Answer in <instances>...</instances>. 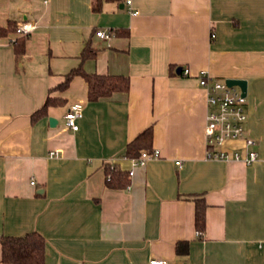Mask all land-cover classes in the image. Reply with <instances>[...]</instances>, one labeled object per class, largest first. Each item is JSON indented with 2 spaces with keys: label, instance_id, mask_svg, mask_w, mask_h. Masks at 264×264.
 <instances>
[{
  "label": "crops",
  "instance_id": "crops-1",
  "mask_svg": "<svg viewBox=\"0 0 264 264\" xmlns=\"http://www.w3.org/2000/svg\"><path fill=\"white\" fill-rule=\"evenodd\" d=\"M133 7L137 14L125 0H0V27L36 25L21 56V35L0 34V234L40 232L46 264H264V0ZM86 46L96 52L82 59ZM80 65L126 75L130 88L90 100L80 75L59 88ZM204 70L248 81L256 161L207 158ZM49 95L60 101L33 120ZM76 102L84 105L78 130L65 119ZM148 127L161 155L134 167L124 153ZM223 148L251 149L243 138ZM107 164L134 169L130 189L107 185ZM197 197L207 203L201 235ZM179 241L187 253L177 252Z\"/></svg>",
  "mask_w": 264,
  "mask_h": 264
},
{
  "label": "trees",
  "instance_id": "trees-1",
  "mask_svg": "<svg viewBox=\"0 0 264 264\" xmlns=\"http://www.w3.org/2000/svg\"><path fill=\"white\" fill-rule=\"evenodd\" d=\"M18 24L10 22L8 26L0 27V34H6L10 31H16ZM27 35H21L16 39L15 48L18 56L25 52ZM95 50L86 46L81 54V58L95 54ZM82 76L88 83V97L90 100H98L110 96L115 91H128L130 88V79L121 74H100L91 73L84 69L82 65L72 69L65 77L64 81L58 85L65 89L69 86L74 76ZM60 100L49 95L45 103L32 113V119L36 120L47 115L48 108L51 105L58 104ZM153 137V128L148 127L141 131L135 139L128 144L124 156L135 157L140 155L142 149L152 150L151 140ZM106 182L109 187L122 188L130 184L129 171L122 169L118 165L107 164ZM196 202V227L198 231H204L206 227V208L207 203L204 197H197ZM0 243L2 246V262L7 264H46V238L38 231H32L25 235L12 236L0 234ZM178 253H187L189 250L188 241H179L177 243Z\"/></svg>",
  "mask_w": 264,
  "mask_h": 264
},
{
  "label": "built area",
  "instance_id": "built-area-1",
  "mask_svg": "<svg viewBox=\"0 0 264 264\" xmlns=\"http://www.w3.org/2000/svg\"><path fill=\"white\" fill-rule=\"evenodd\" d=\"M129 11L137 14L134 10L133 0H125ZM36 28V25L26 21L18 25L16 32L20 35H27ZM97 35L102 38H110L112 33L104 29L97 31ZM182 72L188 74L189 68L182 69ZM200 84L207 91V102L209 110L207 113L205 136L207 145V158L215 160L237 159L252 163L259 158L257 150L251 148L256 144L255 139L247 136L245 123L247 121L246 103L247 96L239 86H231L226 79L214 77L209 71L204 70L200 76ZM84 105L76 102L68 108L65 119L66 124L74 130L79 129L78 120L83 117ZM243 138L247 147L251 149L244 154L240 151L230 152L223 148L225 142L229 139ZM57 154V151H52ZM161 155L160 149H143L140 155L131 158L133 166L144 165L149 159ZM181 164V161L177 162ZM130 176L134 174V169L129 171ZM130 189V185L128 186ZM201 235V231L197 232ZM150 264H172L169 260L163 258H153Z\"/></svg>",
  "mask_w": 264,
  "mask_h": 264
},
{
  "label": "water",
  "instance_id": "water-1",
  "mask_svg": "<svg viewBox=\"0 0 264 264\" xmlns=\"http://www.w3.org/2000/svg\"><path fill=\"white\" fill-rule=\"evenodd\" d=\"M183 67H178L177 72L181 73ZM228 84L231 86H239L241 90L243 91V94L247 96L248 94V81L246 79H239V78H227L226 79ZM57 119L54 117H50V122L52 125H55Z\"/></svg>",
  "mask_w": 264,
  "mask_h": 264
}]
</instances>
